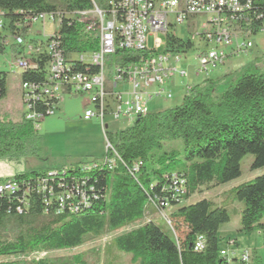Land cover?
<instances>
[{
    "label": "trees",
    "instance_id": "16d2710c",
    "mask_svg": "<svg viewBox=\"0 0 264 264\" xmlns=\"http://www.w3.org/2000/svg\"><path fill=\"white\" fill-rule=\"evenodd\" d=\"M110 1L0 0V53L6 48L2 39L7 34L25 36L31 18L59 13L61 20L50 37L65 55L88 57L97 49L98 40L93 32H85L78 16L72 14L90 10L93 4L108 12ZM165 44L167 52H185L194 46L189 38L175 33L165 36ZM139 54L117 49L105 60L122 65ZM48 59L45 51L32 55L30 61L37 68L20 72V84H41ZM74 69L99 70L83 62H77ZM215 86L207 80L201 87H191L180 104L148 112L121 130L106 131L105 139L114 152L105 151L103 161L112 159V166L93 161L30 170L13 177L19 185L16 192L0 196V258L76 248L105 230L117 232L139 222L110 242L119 252L130 255V264H224L218 231L229 221L227 209L206 198L183 202L203 187L215 188L238 178L240 162L247 154L253 156V169L264 167V69L244 73L222 92L215 93ZM6 92L7 74L0 71V99ZM52 104L55 102L36 101L35 109L44 113ZM22 106L19 120L0 119V157L38 156L40 137L33 122L25 119ZM174 140H181L182 151L174 146L165 148V141ZM48 172L55 174L48 177ZM42 184L52 188L51 195L41 191ZM68 191L74 197L66 198ZM233 191L243 204L240 231L263 230L264 173ZM80 194H85L87 202L78 201ZM171 209L169 226L160 219L165 220L161 213ZM198 235L205 240L199 252L193 250ZM76 260L81 262L79 257ZM0 264L55 263L41 259L0 260ZM231 264L245 263L234 260Z\"/></svg>",
    "mask_w": 264,
    "mask_h": 264
},
{
    "label": "built area",
    "instance_id": "2783aa9c",
    "mask_svg": "<svg viewBox=\"0 0 264 264\" xmlns=\"http://www.w3.org/2000/svg\"><path fill=\"white\" fill-rule=\"evenodd\" d=\"M261 4L264 5V0H111L108 12L93 4L92 9L72 15L78 16L85 32L94 33L98 46L88 57L79 55L76 58L63 53L56 39L50 37L53 32L46 35L44 41L27 39V36L32 34L31 28L35 22H40L44 30L45 22L50 21L58 26L61 20L59 13H40L30 19L27 35L7 34L6 38L2 39L5 47L11 46L9 38L12 45L16 46L17 51L12 55L10 63L20 72L27 68H37V65L30 61L32 55L41 51L49 55L45 66V80L41 84H21L25 119L33 122L37 129L39 123L58 108L56 106L63 95H87L81 117L86 121L97 119L105 137L108 128L105 123L107 114H111L115 120L124 117L128 122H132L149 112L147 105L150 100L172 97L170 91L165 92L166 82L173 80L175 75L187 76L186 70H179L174 66V63L180 61L179 54L182 52L165 51V40L161 41L159 34L165 37L175 33V28L186 26L190 34L189 39L193 43L196 41L203 45L196 55L197 75L207 72L209 66L224 64L229 56L245 55L252 51L255 45L253 38L264 34V12H260ZM0 34H3L1 15ZM151 36L154 39L153 47L148 45ZM160 45H163L162 51L158 50ZM117 49L136 50L140 51V54L135 60L122 65L106 63L105 58L114 54ZM77 62L89 63L99 70L96 73L77 71L74 69ZM124 84L129 85L125 100L124 89L120 88ZM185 88V93L191 89L189 86ZM36 101H54L55 104L43 113L35 109ZM107 150L113 151V148L106 141L105 151ZM103 164L112 166L114 161L106 159ZM54 174L55 172H48L47 176ZM18 187L14 178L0 181V196L11 195ZM41 191L52 194V188H47L45 184H42ZM65 197L74 195L68 191ZM79 197L78 201L87 202L85 194H80ZM59 202H63L61 195ZM20 209L18 206L17 210ZM165 221L170 224L166 215ZM228 241L235 244L234 241ZM204 247L203 236H196L193 250L199 252ZM219 254L224 259V264H231L234 260L252 264L248 250L238 253L221 248Z\"/></svg>",
    "mask_w": 264,
    "mask_h": 264
},
{
    "label": "rangeland",
    "instance_id": "374dc122",
    "mask_svg": "<svg viewBox=\"0 0 264 264\" xmlns=\"http://www.w3.org/2000/svg\"><path fill=\"white\" fill-rule=\"evenodd\" d=\"M55 29H57V25L50 21L45 22L44 30L40 22H35L31 28L32 34L28 35L27 39L44 41L45 36L50 35ZM174 32L176 36L182 39L190 37L185 25L175 28ZM158 36L164 42V35L159 34ZM9 41L11 46H6L5 50L0 53V71L7 74L6 96L0 99V119L16 121L22 116L23 101L21 99L20 71L10 63L17 48L12 45L11 38H9ZM153 41L154 39L151 36L148 42L150 47H153ZM253 41L255 45L250 53L229 56L224 64L209 66L207 72L197 75L195 74L198 65L196 55L203 48V45L195 41L191 49L179 54L181 55L180 61L174 63V66L179 70H186L187 76L175 75L173 80L166 82L164 85L165 92L170 91L172 97L150 100L147 105L149 112L164 110L180 104L187 86L198 85V87H201L204 82L211 80L216 83L214 92L219 93L244 73L263 70L264 59L259 66H255L250 62L259 53L263 54L264 58V34L255 36ZM158 50L162 51L163 45H160ZM256 61L259 60L255 58ZM120 88L124 89L123 100H125L129 85L124 84ZM86 102L87 95H63L59 107L54 109V113L46 116L38 125L37 133L40 137L38 156L27 158L0 157V181L13 178L22 173H28L30 170L58 169L67 168L76 163L102 162L106 140L97 119L92 118L86 121L81 117ZM123 106L126 108L125 105ZM105 123L108 124V133H112L129 126L131 122H128L124 117L115 120L111 114H107ZM164 146L166 149L174 146L177 151H182L183 148L181 140L165 141ZM252 161L253 156L251 154L245 155L240 162L241 175L238 178L215 188L203 187L183 204L206 198L216 203L217 206L225 207L229 214V221L219 228L220 247L235 250L238 253L248 250L250 253H254L251 256L255 262L254 264H264V229L249 232L240 231V212L243 204L235 199L233 191L236 186L264 173V167L253 169L251 167ZM171 211L172 209L164 214L169 217ZM157 216L152 212V217L155 220L165 221L162 217L159 220V216ZM261 221L264 222V216ZM138 223L127 225L117 232L105 230L98 238L87 241L76 248L53 251L37 250L22 256L0 258V260L37 261L44 259L55 264H130V255L119 252L110 242L115 236L130 230ZM165 223L170 226L166 221ZM228 240H236L238 244L229 243ZM77 257L80 258L81 262L76 260Z\"/></svg>",
    "mask_w": 264,
    "mask_h": 264
},
{
    "label": "crops",
    "instance_id": "0c3cea01",
    "mask_svg": "<svg viewBox=\"0 0 264 264\" xmlns=\"http://www.w3.org/2000/svg\"><path fill=\"white\" fill-rule=\"evenodd\" d=\"M259 55H260V56H259ZM255 58L258 59L259 61H256V62H255ZM255 58H254V60H252V61L250 62L251 64L253 63L255 66H259V65L262 63L263 59H264V58H263V54H260V53H259ZM253 61H254V62H253ZM157 100H158V99H157ZM234 242H235L236 244H238L236 240H235Z\"/></svg>",
    "mask_w": 264,
    "mask_h": 264
}]
</instances>
